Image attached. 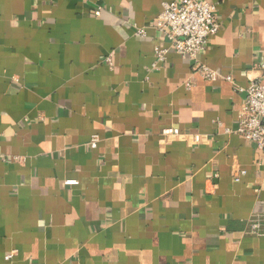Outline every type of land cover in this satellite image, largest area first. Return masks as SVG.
Returning <instances> with one entry per match:
<instances>
[{
  "label": "crops",
  "instance_id": "1",
  "mask_svg": "<svg viewBox=\"0 0 264 264\" xmlns=\"http://www.w3.org/2000/svg\"><path fill=\"white\" fill-rule=\"evenodd\" d=\"M179 1L0 0V264H264V157L235 133L264 0H201L197 60L232 82L155 28Z\"/></svg>",
  "mask_w": 264,
  "mask_h": 264
},
{
  "label": "built area",
  "instance_id": "2",
  "mask_svg": "<svg viewBox=\"0 0 264 264\" xmlns=\"http://www.w3.org/2000/svg\"><path fill=\"white\" fill-rule=\"evenodd\" d=\"M102 12L101 8H96L93 15L100 17ZM155 28L162 33L165 41L177 55L193 61L192 69L203 79L209 82H216L220 79L232 82L230 76L220 77L216 71L197 60V57L204 51L208 38L214 36L219 30L213 6L201 0H180L178 3H166L157 18ZM155 55L158 62H161L165 58V50L159 48ZM261 68L264 69L263 66ZM245 94L246 99L239 112V123L235 133L246 142L253 144L264 157V82H260L258 79L250 80ZM161 136L164 138L177 137L179 131L167 128L161 131ZM194 138V142L197 143L198 137ZM97 142V137L93 136L89 142L90 148L95 149ZM245 174V171L239 170L234 181L239 182L240 177ZM258 207L259 213L250 223V232L253 235L261 236L260 218H264V204L261 203Z\"/></svg>",
  "mask_w": 264,
  "mask_h": 264
}]
</instances>
